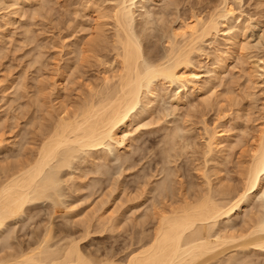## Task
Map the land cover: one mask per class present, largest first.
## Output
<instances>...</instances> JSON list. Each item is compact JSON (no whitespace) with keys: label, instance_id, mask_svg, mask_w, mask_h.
<instances>
[{"label":"rangeland","instance_id":"1","mask_svg":"<svg viewBox=\"0 0 264 264\" xmlns=\"http://www.w3.org/2000/svg\"><path fill=\"white\" fill-rule=\"evenodd\" d=\"M120 1L0 0L2 177L4 170L9 173L18 162L34 158L58 116L77 113L103 77L119 69L113 49V21L100 14L111 11ZM227 2L234 11L227 27L219 24L218 33L207 36L191 57L194 70L201 74L200 89L191 93L179 84L163 82L155 85L154 97L142 95L133 120L122 133L128 139L126 148L109 140L96 149L77 152L72 166L58 172L61 183L56 189L60 192L57 203L49 199L32 202L21 217L1 230L0 259L7 261L11 254L13 258L14 252L26 254L37 242L47 239L48 231L52 239L48 237L47 244L52 250L74 242L86 257L120 264L140 247L141 237L143 243L152 233L157 208L167 210L180 205L182 199L190 201L207 188L204 182H209L216 194L220 189L218 193L232 197L242 191L251 159V136L254 129H260L264 117V0ZM220 3L134 0L132 34L141 43L144 60L162 59L171 31L193 15L207 18L222 7ZM97 27L103 33L96 31ZM233 36L236 39L231 44L229 38ZM218 54L224 63L219 77L211 83ZM217 130L230 137L228 147L232 143L233 148L219 152L221 145L207 153L208 137ZM160 190L163 196L158 194ZM260 190L248 195L249 202L226 219L228 222H219L217 228L229 223L231 232L241 233L247 229L244 223L263 218L264 178ZM247 255L251 258V262L246 259L248 264L264 263L263 251L250 250Z\"/></svg>","mask_w":264,"mask_h":264},{"label":"bare ground","instance_id":"2","mask_svg":"<svg viewBox=\"0 0 264 264\" xmlns=\"http://www.w3.org/2000/svg\"><path fill=\"white\" fill-rule=\"evenodd\" d=\"M220 1L222 7L212 10V14L207 18L193 15V19L183 22L177 28L175 27L176 29L171 31V35L169 34V43L167 42L169 47L166 55L164 54L165 56H162L160 60L157 58L159 61H150L151 63L144 60L141 43L132 34L133 9L136 7L134 0H121L111 11L101 12L100 17H110L115 27L113 49L115 50V62L119 65V69L115 73L103 77L100 85H96L98 88L95 87L94 93L90 94L92 96L89 97V100L85 104L82 103V105L84 104L82 108L81 105L80 108L78 107L77 113L69 114L71 116L66 117L58 116L55 125L53 124V128L51 127L48 131L49 133L47 130L45 131L47 135L43 133L46 136L43 137L44 141L39 145L38 151L36 149L34 158L27 159L26 162L22 161V164L18 162L19 166L12 168L9 173L6 171L7 169L4 170L5 173L1 170L4 176L0 175L3 178L0 180V232L8 222L23 215L26 205L46 199L57 203L60 192L58 193L59 190L56 189L61 183L57 176L58 172L64 167H71L73 163L71 160H74L80 150L96 149L109 140L115 141L117 147L124 150L128 139L122 133H124L126 125L133 120L132 113L139 104L141 96L143 95L145 98L154 97L156 84L161 85L163 82L170 86L179 84L183 89H190L191 93L200 89L198 85L201 74L194 70L191 57L200 50L199 46L207 36L218 33L219 24L227 27L229 17L232 18L234 14L232 7L227 2L228 0ZM141 8H144V5H141ZM98 27L96 31H102ZM227 32H225V36H227ZM235 39L234 36L230 37V43L234 44ZM100 43L102 44L101 41ZM89 45L91 46V44ZM218 55L216 67L211 70V83L219 77L218 74L222 70L221 64L224 63V59ZM261 68L264 77V59H262ZM63 114L67 115L65 112ZM260 126V129L253 130L256 133L251 136L252 142L251 140L250 142L252 144L249 143L248 147L251 159H249L248 167L246 166V174L243 176L245 178L244 187L240 193L235 194L234 192L235 195L232 197H229L230 194H227L228 197H226L227 195L223 192L218 193L220 189L217 188L219 190L216 194L209 182H204V184L207 183V188L197 192L190 201L182 199L180 205L173 207L170 204L172 208L169 207L167 210L157 208L158 211L153 212L154 217L152 216L155 219L152 233H149L148 237H144L147 240L143 243L144 239L140 236L142 239L140 240L142 244L139 243L140 247L132 250L127 259L120 264H248V258L251 262V253L250 256L247 255L250 250L252 252L254 250L264 252V217L258 218L254 222L250 220L252 223L250 221V223L247 222L248 224L244 223L245 226H243L247 229L241 233L240 231L238 233V230L235 233L234 229L231 232L230 227L228 228L229 223L228 225L224 223L225 227L222 226L223 228H217L220 226L218 225L219 222L223 223L224 219L228 220L232 215L239 212L243 203L249 202L248 197L250 196L248 195L252 196L262 188L264 178V117ZM229 138L224 136L222 130L211 132L206 142V152L211 153L213 149H218L221 145L224 146L218 149L219 152H223L227 148L231 150L233 148L232 143H230V148L228 147L229 143H227ZM236 138H234L235 141L238 140ZM246 149L245 152H247ZM206 176L204 174L203 177L206 178ZM195 188L198 187L195 186ZM224 192L226 191L224 190ZM158 194H161V190ZM154 207L156 206L154 205ZM243 228L240 230L243 231ZM47 233L45 236L47 239L41 237L43 240L37 242L38 245L34 242L36 247L29 249L28 246L30 251L26 254L21 250L18 251L23 253L21 255L14 252L16 255L13 254V258L12 254L9 255L12 259L6 257L8 259L4 261L1 258L0 264H116L115 262H102L100 259V261L98 259L95 261V258L88 256L87 258L74 242L65 244L66 247L61 246L60 249L52 250L47 244L49 240ZM51 237H49V241H51ZM238 252L241 254V256L238 254L239 257H237ZM16 256L17 258H15Z\"/></svg>","mask_w":264,"mask_h":264}]
</instances>
